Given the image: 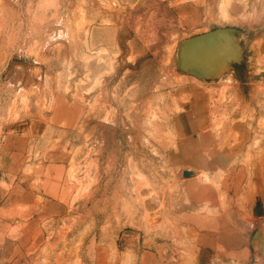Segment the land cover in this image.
<instances>
[{
  "label": "crops",
  "instance_id": "obj_1",
  "mask_svg": "<svg viewBox=\"0 0 264 264\" xmlns=\"http://www.w3.org/2000/svg\"><path fill=\"white\" fill-rule=\"evenodd\" d=\"M51 1L0 0V10L19 5L23 12L26 3L32 20H39L41 5H48V12ZM142 1L80 0L82 11L76 8V17L114 20L119 17L114 4ZM88 27L92 46L122 51L118 23L91 22ZM249 46L255 65L249 75L234 74L193 90L192 101L177 114L186 123L177 126L168 156L172 176L139 172L127 197H120L119 185L115 187V208L119 197L127 204L115 209L121 218L115 211L112 226L133 231L107 242L98 231L89 238L85 219L72 216L73 195L79 190L67 176L63 148L70 141L61 137L64 131L84 130L90 117L101 116V99L97 94L80 100L82 111L63 102H55L50 113L30 110L27 128L0 144V264H59L55 261L62 255L66 263L73 250L84 264H264V28ZM39 141L47 149L34 172H27L26 148ZM184 170L192 174L184 176ZM76 225L79 231L71 234ZM258 229L263 236L255 251L252 238Z\"/></svg>",
  "mask_w": 264,
  "mask_h": 264
},
{
  "label": "rangeland",
  "instance_id": "obj_2",
  "mask_svg": "<svg viewBox=\"0 0 264 264\" xmlns=\"http://www.w3.org/2000/svg\"><path fill=\"white\" fill-rule=\"evenodd\" d=\"M51 2L48 12V5H41L43 16L39 20H32V7L26 8V3L23 12L19 5L0 10V144L5 136L27 128L30 110L39 108L50 113L55 102H63L82 111L85 105L79 101L84 103L98 94L103 114L90 117L84 130L64 131L61 137L70 141L63 148L68 156L67 176L70 185L79 190L73 195L72 216L85 219L89 238L98 231L101 241L107 242L109 237L117 239L133 231L113 227L112 219L115 215L121 218V212L115 209L127 204L120 197H127L134 176L159 171L165 179L172 176L168 156L178 138L177 126L186 123L185 119L179 122L177 114L192 101L193 90L234 75L230 72L217 81H201L179 73L176 61L180 43L213 29L235 28L245 50V61L236 75H249L255 69L249 44L256 31L264 28V0L121 3L114 4L119 15L114 20L76 17L80 0ZM113 21L121 26L122 51L92 46L87 26ZM131 39L132 44H128ZM43 144L39 141L27 146V172H34L40 164L47 149ZM21 176L27 180L26 173ZM117 185L122 195L115 208L118 196L113 193ZM138 196L137 202L142 204L143 197ZM79 229L76 225L70 233ZM74 252L66 263L64 255L55 262L84 264L86 260L81 261Z\"/></svg>",
  "mask_w": 264,
  "mask_h": 264
},
{
  "label": "water",
  "instance_id": "obj_3",
  "mask_svg": "<svg viewBox=\"0 0 264 264\" xmlns=\"http://www.w3.org/2000/svg\"><path fill=\"white\" fill-rule=\"evenodd\" d=\"M244 55L237 29L222 27L183 40L177 52L176 66L181 74L201 81H217L230 72L236 74L237 68L245 61ZM191 174L190 170L183 171L184 176ZM262 236V229H258L252 238L255 251Z\"/></svg>",
  "mask_w": 264,
  "mask_h": 264
}]
</instances>
